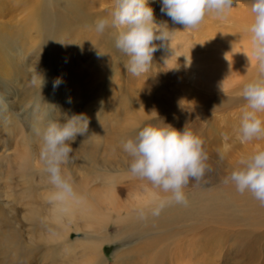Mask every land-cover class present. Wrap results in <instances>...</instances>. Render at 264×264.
<instances>
[{
	"label": "rangeland",
	"instance_id": "374dc122",
	"mask_svg": "<svg viewBox=\"0 0 264 264\" xmlns=\"http://www.w3.org/2000/svg\"><path fill=\"white\" fill-rule=\"evenodd\" d=\"M75 1L80 4L66 10L65 4L72 0H0V244L7 236L27 252V257L0 253V264H147L140 248L144 239L131 231L140 224V215L132 213L127 226L125 215L99 208L93 196L96 193L100 200L113 199L124 208H131L142 198L146 201L142 208L152 207L154 201L150 199L155 197L148 188L125 189L128 165L124 168L120 164L122 160L129 163L120 148L121 139L134 136L139 127L171 126L181 132L187 128L204 140L209 169L201 184H194L200 194L217 191L239 166L242 155L264 147V138L248 143L237 138L246 110L242 89L256 78L245 76L217 89L200 88L187 81V66L172 56L156 60L163 66L171 61L162 72L148 70L133 77L125 67L129 58L113 47L117 29L107 27L103 33L92 30L98 18L111 19L115 0ZM148 6L156 24L174 26L179 32L188 30L209 48L221 45L225 37L239 42L246 38L245 45L251 47L247 31L252 21L251 0H234L226 17L206 14L194 29H185L161 13L162 0H148ZM47 8L57 14L48 39L42 29ZM205 49L202 46L197 52L203 54ZM102 52L110 56L109 72L81 74L79 69L92 67ZM249 69L259 76L256 62ZM79 114L87 117L88 130L69 142L73 152L62 165V174L72 184L75 196L54 200L56 190L48 182L40 158L42 140L37 130ZM258 116L264 120V112ZM220 152L225 154L222 160ZM115 164L117 169L110 171ZM113 181V185L121 183L124 190L116 192L110 186ZM228 185L236 202L231 205L227 194L222 195L228 198L225 200L214 196L215 206L227 208L220 213L223 215L215 216V221L202 223L197 258L180 264H264V238H257L253 260L246 249L249 227L242 208L249 197L256 200L247 192L239 196L235 186ZM191 192L186 191L187 195ZM253 216L261 220L258 214ZM254 231L258 235V227ZM162 264L175 263L167 260Z\"/></svg>",
	"mask_w": 264,
	"mask_h": 264
},
{
	"label": "clouds",
	"instance_id": "9594fccd",
	"mask_svg": "<svg viewBox=\"0 0 264 264\" xmlns=\"http://www.w3.org/2000/svg\"><path fill=\"white\" fill-rule=\"evenodd\" d=\"M233 3L234 0H162L160 11L173 23L190 29L198 27L208 13L226 17ZM250 13L252 21L247 31L250 33L251 58L246 55L250 64L252 60L256 62L259 76L242 89L246 110L237 133L241 143L264 138V120L258 116L264 112V0H251ZM110 15L111 19L98 18L94 22L95 30L103 33L107 27L117 29L115 47L129 58L125 66L128 73L138 77L152 64L153 54L158 50L154 41H161L160 46H165L173 31L156 27L166 24L154 22L148 0H115ZM87 130L88 119L84 114L66 117L64 123L52 121L42 131L37 130L42 140L40 158L48 182L56 190L52 195L54 200L75 196L72 184L62 174V165L68 162L73 152L69 142ZM224 139H228L227 135ZM120 148L129 158L128 170L133 176L147 180L154 188L168 194L153 210L155 215L167 203L186 205L183 189L190 181L199 183L204 180L209 169L204 140L187 128L181 132L171 126L144 125L134 136L121 139ZM224 155L219 153L221 160ZM238 165L224 182L233 184L240 194L251 193L264 206V147L257 146L250 155H242Z\"/></svg>",
	"mask_w": 264,
	"mask_h": 264
},
{
	"label": "bare ground",
	"instance_id": "6f19581e",
	"mask_svg": "<svg viewBox=\"0 0 264 264\" xmlns=\"http://www.w3.org/2000/svg\"><path fill=\"white\" fill-rule=\"evenodd\" d=\"M79 4L80 2L79 1L76 2L75 0H72V2H67L65 4V6L67 7L66 10L67 9L70 10L74 8V6H78ZM56 17H57V14L55 12L48 10V8L44 10L43 17H42L43 19L42 29L44 33V38L45 37L47 39L50 38L53 32L56 20H57ZM241 22L242 21H240V24ZM159 28H161V30H166L167 28L169 31H173V34L171 35L170 42H168V44H165V46L163 47L160 46L162 43L161 41H154V43L158 47V50L153 54V60L149 68V71L162 72L167 67H170L171 61H167L166 66H163L162 63L157 62L156 60L161 57L172 56L173 58L175 57L179 59L178 62L180 64H183V65L185 64L187 66L188 68L187 69L188 70L187 81H189L192 85L198 86L200 88L204 87L207 89H215V88L217 89L222 84L227 86V84H232L238 81V79L240 78H243V77L245 78V76L251 79L258 78L257 71L256 70L252 71L251 69H249L250 66L254 64L255 61L252 60L250 64V60L247 57L248 55L251 58V51H250V47L248 45H245L244 43L246 38H242L244 42H239V40L237 41V40H233L230 37H225L221 41L222 42L221 45H217L214 48H209L207 45L204 44L203 40H201L200 38H193L192 35H190V33H187L188 30L179 32L178 30H176L174 26H170V25H167L165 27H159ZM94 29L95 28H93L92 30ZM202 46L204 48H207L205 49L206 52H203V54L202 52L201 53L197 52L198 48ZM113 47L116 50V52L121 54V51L115 47V43ZM96 57H97L95 58L96 63L92 65V67H84V68H81V70L79 69L81 74H85V73L88 74L90 72H106V73L109 72V70L111 69V65H112V63H110V56L106 54L105 52H102L96 55ZM166 79L167 77L160 78V81H165ZM129 82L133 83L134 80L129 79ZM148 82L151 83L149 79L147 83ZM122 106H125V103ZM120 164H122V167L124 168L127 167L128 165L127 163H124L123 160H122V163ZM109 168H110L109 169L110 171H113L114 169H117V164L112 165ZM206 175H205V178H206ZM125 178L128 179L127 181L128 184H126L125 189L140 191L143 188H148L149 193L154 194L153 197H155V199L154 198L150 199V202L154 201L150 209L142 208L146 204V201L143 200L142 198L135 200L136 204H133L131 208H126V207L124 208L119 204H115L113 199L111 200L101 199L100 200L98 196L96 195V193H94L93 196H94L95 202L97 204H100L99 208L105 209L106 212H111L113 214L115 212L117 213V215L121 217L125 215L124 223L127 224V226L130 224L129 217L132 216V213L133 215H137V216L140 215V218H139L140 220H137L138 223L140 224L137 225L136 227L133 226L131 231H132V234L139 233L137 235V238L144 239V242L143 241L141 242L140 248L147 256L146 257L147 264H162L167 260H169L170 263L173 262L175 264L176 263L180 264L181 262H184V260L186 261L189 258H197L196 254L198 250V244L200 241L199 231H201L200 227L202 223H207V221L208 222L215 221L214 220L215 216L223 215L220 213L225 211V209L227 208L223 206L222 204L215 206L213 204L214 200H216L214 196H218L221 200H225L228 198L226 197L224 198L222 197V195H225V194L229 195L231 199V202H230L231 205L235 200L233 196L229 193L230 187L228 183H224L218 186L217 191H213V190L206 191L200 194L198 192V189H196L194 185L195 181H190L188 186L183 189L185 196L187 198L186 205L176 204L174 202L167 203L161 209L160 213L158 215H155L153 214V210L159 205L160 201L168 194H165L162 191L154 188L151 185V183L148 182L147 180H143V179L133 176L130 172ZM114 182L115 181H113L110 186H114L113 188L116 189V192H122L124 188L121 187V183L117 182V184L113 185ZM187 189L193 190V192L187 195L186 193ZM148 194L146 196H148ZM239 196H242V194ZM237 197L236 199H238ZM145 198L148 199V197H145ZM242 209L245 212L244 217H246V223L248 224V227H249L246 230V235L248 236L247 243H246L247 244L246 249H248V253H250L249 259L253 260L254 254L257 252V251L254 252L255 242L257 241V238L259 239L264 238V206H261L257 200L256 201L251 200V198L249 197L247 200H245ZM92 214L95 215L96 213L93 212ZM254 214H258L261 220H256L253 216ZM122 220H124V218ZM256 227H258L259 229L258 235H255L256 233L254 231V228ZM4 238H5L4 244H0V253L5 255V254H10L13 252L15 254L21 255L22 257L23 256L27 257L25 254L27 252L24 246L22 247L14 239L11 240L7 236H4ZM206 248L208 249V247ZM23 263L25 264V262Z\"/></svg>",
	"mask_w": 264,
	"mask_h": 264
}]
</instances>
